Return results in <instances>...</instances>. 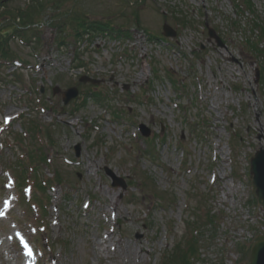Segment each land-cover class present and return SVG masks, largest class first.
<instances>
[{
  "label": "rangeland",
  "instance_id": "374dc122",
  "mask_svg": "<svg viewBox=\"0 0 264 264\" xmlns=\"http://www.w3.org/2000/svg\"><path fill=\"white\" fill-rule=\"evenodd\" d=\"M41 2L39 28L10 39L16 64L0 69V264H21L17 239L28 240L31 264H169L193 231L199 251L191 264H248L264 238V203L249 174L250 158L264 147V76L243 29L231 24L245 19L233 1ZM1 3L12 15L35 5ZM252 3L264 20V0ZM75 18L111 22L129 35L67 36L58 47ZM164 23L175 36L151 39ZM82 75L103 82L80 83ZM70 86L79 94L63 104L52 91ZM90 91L103 98L86 99ZM32 120L48 139L25 136ZM36 142L49 162L29 159ZM31 162L50 187L23 188L21 203L10 174L19 180Z\"/></svg>",
  "mask_w": 264,
  "mask_h": 264
},
{
  "label": "trees",
  "instance_id": "16d2710c",
  "mask_svg": "<svg viewBox=\"0 0 264 264\" xmlns=\"http://www.w3.org/2000/svg\"><path fill=\"white\" fill-rule=\"evenodd\" d=\"M232 1H233L232 3H234L233 6L235 10L238 12L237 15L240 16V14H242L244 16L243 18L245 19L242 20L240 19L242 17L238 16L239 19L235 18L234 20L231 21V24L233 26L241 27L243 29V33H245L243 34L244 36L243 42L246 46V49L259 61V65H260L259 71L261 73V76L263 77L264 76V20L261 18L260 15H258L256 9L254 8L252 0H232ZM0 6H3L1 5V1H0ZM36 7L42 10L46 7V4H44V2L42 3L38 1L37 4L33 5L32 7L33 11H31L30 13H26L25 11H17V15H12L9 11L6 10H4L1 13L8 14L9 16L6 18H8L9 21H10L9 19L10 16L13 18L19 17L20 25H22L24 29H27L26 27H29L30 29L31 25H34L35 23H38L40 21V19L37 18V16L35 17ZM8 20L4 22L0 21V62L2 59L11 60L13 58L11 54V50L9 48V41L11 39L10 37L14 36V34H16L18 30L16 25L10 24ZM74 21H76L75 25L72 24V21L70 22L71 29H67V31L62 30V32L65 34L64 37L71 36V37L79 38L84 33L88 34L87 32H89V29L98 30L100 28H106L108 26L110 27L109 24L104 25L102 23H98L99 27L97 26V28H90L89 26L86 25V23H81L80 20L77 21L76 18L74 19ZM60 25H61L60 27H62L64 24H60ZM8 30L11 31L7 32ZM32 126L35 127L37 130V126H35V124H32ZM23 172H25V170H23ZM45 183L44 185H41L42 183H40L36 179L35 185L39 190H45L46 187L49 185L48 183L50 182L46 180ZM185 241H186L185 245L183 244L180 245L181 248L177 249L175 256L170 255L169 264H191L190 260L194 258V254L198 252V248L196 246V239H194V236H190V238L185 239Z\"/></svg>",
  "mask_w": 264,
  "mask_h": 264
},
{
  "label": "water",
  "instance_id": "95a60500",
  "mask_svg": "<svg viewBox=\"0 0 264 264\" xmlns=\"http://www.w3.org/2000/svg\"><path fill=\"white\" fill-rule=\"evenodd\" d=\"M163 34L165 36H174L175 32L171 30V28L164 24L163 26ZM210 35H213V32L210 31ZM218 43L221 44V42L218 40ZM82 81H90L94 84H99V81L93 80L90 78H81ZM57 90V89H56ZM77 95V89L76 88H69L65 92H63V101L64 103H67L71 98L75 97ZM250 173L252 175V181L256 188L255 192L256 195L264 201V148H259L254 156L250 160ZM109 174H112V172H109ZM113 184H117L119 186H122L123 188L126 187L125 182H123L121 179H117L114 177ZM249 264H264V240H261L254 244V246L251 249V260Z\"/></svg>",
  "mask_w": 264,
  "mask_h": 264
},
{
  "label": "bare ground",
  "instance_id": "6f19581e",
  "mask_svg": "<svg viewBox=\"0 0 264 264\" xmlns=\"http://www.w3.org/2000/svg\"><path fill=\"white\" fill-rule=\"evenodd\" d=\"M112 202V201H111ZM112 203H114L115 204V202H112ZM97 245V240H95L94 241V243H93V247H95ZM143 248V247H142ZM142 250V249H141ZM23 260H26V261H28L29 260V257L28 256H24L23 257ZM21 264H23V262H21ZM27 264H29L28 262H27Z\"/></svg>",
  "mask_w": 264,
  "mask_h": 264
},
{
  "label": "snow or ice",
  "instance_id": "6c2138e0",
  "mask_svg": "<svg viewBox=\"0 0 264 264\" xmlns=\"http://www.w3.org/2000/svg\"><path fill=\"white\" fill-rule=\"evenodd\" d=\"M11 119H12V117H5V118H4V123H5V124L9 123ZM9 186H10V185H9ZM5 203H7V202H5Z\"/></svg>",
  "mask_w": 264,
  "mask_h": 264
}]
</instances>
